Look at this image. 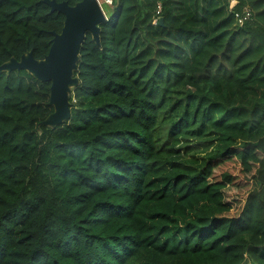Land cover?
Masks as SVG:
<instances>
[{"label":"trees","instance_id":"obj_1","mask_svg":"<svg viewBox=\"0 0 264 264\" xmlns=\"http://www.w3.org/2000/svg\"><path fill=\"white\" fill-rule=\"evenodd\" d=\"M109 5L68 120L41 124L50 82L0 72V264H264V0ZM63 19L0 0V64Z\"/></svg>","mask_w":264,"mask_h":264},{"label":"water","instance_id":"obj_2","mask_svg":"<svg viewBox=\"0 0 264 264\" xmlns=\"http://www.w3.org/2000/svg\"><path fill=\"white\" fill-rule=\"evenodd\" d=\"M49 6L50 12L64 16L59 32L51 31L50 47L41 59H36L31 51L19 59L10 58L0 64V72L26 70L35 79L50 82L47 104L53 111L41 122L42 125L54 127L70 117L69 96L72 89L79 84L74 75L79 59V49L86 32H90L96 44H100V24L107 17L98 0H78L74 4L68 1L41 0ZM163 19L160 18L159 23Z\"/></svg>","mask_w":264,"mask_h":264},{"label":"rangeland","instance_id":"obj_3","mask_svg":"<svg viewBox=\"0 0 264 264\" xmlns=\"http://www.w3.org/2000/svg\"><path fill=\"white\" fill-rule=\"evenodd\" d=\"M101 6L103 7L106 14H108L111 11V6L107 3H105L104 0H99ZM195 141H192V144H194ZM195 146H197V149L194 150V154L197 158L203 157L205 154H207L210 150H212L215 145L213 143H208V145L205 147H201L199 143H197ZM190 155L185 156V158H189Z\"/></svg>","mask_w":264,"mask_h":264},{"label":"built area","instance_id":"obj_4","mask_svg":"<svg viewBox=\"0 0 264 264\" xmlns=\"http://www.w3.org/2000/svg\"><path fill=\"white\" fill-rule=\"evenodd\" d=\"M99 1V0H98ZM105 1V3H108V4H111L112 3V0H104ZM100 3V2H99ZM157 21H158V17H156L155 19H154V21H153V23H157Z\"/></svg>","mask_w":264,"mask_h":264}]
</instances>
